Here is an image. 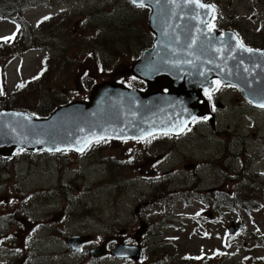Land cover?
<instances>
[{
  "label": "rangeland",
  "instance_id": "rangeland-1",
  "mask_svg": "<svg viewBox=\"0 0 264 264\" xmlns=\"http://www.w3.org/2000/svg\"><path fill=\"white\" fill-rule=\"evenodd\" d=\"M65 1L73 10L70 15V11L65 13L64 7L52 4L57 0H44V4L42 0H29L25 7L23 0L4 1L6 13L10 12L13 17L16 11L22 10L23 19L12 23L1 18L0 38L16 33L19 27L23 37L13 46L5 45L0 50V110L23 104L42 111L46 108L40 105V101L59 104L60 96L64 101L84 99L97 83L113 79L124 82L119 70L130 66L137 51L150 40L146 12L124 0H91L93 4H85V0ZM220 1L225 6L233 2L235 8L244 12L252 10L250 1L256 2ZM96 14L105 18L95 17ZM51 15L53 18L49 22L36 27ZM85 16H91L86 23L83 21ZM28 43L37 49L15 59H6L10 53L25 50ZM45 67L48 68L46 76L36 79ZM234 103L235 97H231L228 106L234 109ZM252 114L256 118L254 127L250 125V119L240 113L222 112L215 124L218 131L209 143L199 129L179 143H171V139L142 146L107 142L93 148L84 158L73 154L35 157L23 154L13 161L15 164L0 161V264H88L83 263L81 257H87L88 262L91 258L83 253L117 238L119 229L126 227V221L138 204L151 197H157L159 201L142 213L148 217L158 212L160 224L155 226L157 241L151 244L154 249L150 253H176L179 260H185L187 255L205 260L219 252L227 256L214 261L215 264L264 263V249L256 247L264 242V189L254 184L256 181L262 184L258 177L264 173V161L261 162L252 149L258 150V141L243 149L239 159L232 163L235 168L221 163L209 169H199L200 165L213 162L227 140L236 138L235 134L244 135L249 141L264 136V116L256 112ZM206 130L210 133L209 128ZM223 137L226 141L221 144L219 140ZM187 148L195 152L193 160L203 163L188 169L185 163L167 165L164 171L168 172V178H163L161 168H154L157 164L153 161L158 154L165 157L167 153H178ZM119 156L126 161L125 165ZM108 161L111 166L106 164ZM79 165L82 173L75 169ZM196 169V181L201 182V189L217 186L226 191V200H250L259 204L261 209L252 211L255 213L245 211L244 207L233 210L225 206L226 200L219 202L224 197H217L221 211L216 212V217L226 222L219 224V220L209 228L199 226L194 215H189L198 212L202 205L186 190V179H173L176 171V174L193 176ZM247 169L256 176L246 178ZM146 171L151 172L150 182L154 187L141 183ZM214 171L217 174L214 175ZM5 172L6 179L2 180ZM224 173L227 180H217ZM245 179H248L246 183ZM61 181L69 186L61 188ZM188 197L191 198L189 203L186 202ZM185 213L188 216L181 217ZM240 219L247 229L239 237L238 244L227 249L221 245V238L226 234L223 227ZM72 235H90L92 245L81 252L71 250L69 253L67 247L59 246V242L67 246L65 240ZM245 240L250 243L248 246H245ZM32 250L41 253L33 257ZM64 253L65 259L59 255Z\"/></svg>",
  "mask_w": 264,
  "mask_h": 264
},
{
  "label": "water",
  "instance_id": "water-1",
  "mask_svg": "<svg viewBox=\"0 0 264 264\" xmlns=\"http://www.w3.org/2000/svg\"><path fill=\"white\" fill-rule=\"evenodd\" d=\"M141 3L152 9L155 48L124 72L145 81L147 91L108 81L95 86L88 102L60 107L45 119L2 111L0 157H11L19 150L82 153L98 140L177 134L204 115L206 103L196 105L204 101L203 90L213 88V79L237 86L257 107L264 104V50L249 52L235 36L225 33L218 37L210 32L207 22L212 7L200 0H135V4ZM151 66L174 67L149 70ZM177 66L186 67L179 70ZM164 89L169 93L164 94ZM90 240L89 236L67 238L75 249ZM130 252L133 250L120 246L112 254L135 257ZM105 253L104 248H97L91 256L98 258Z\"/></svg>",
  "mask_w": 264,
  "mask_h": 264
},
{
  "label": "flooded vegetation",
  "instance_id": "flooded-vegetation-1",
  "mask_svg": "<svg viewBox=\"0 0 264 264\" xmlns=\"http://www.w3.org/2000/svg\"><path fill=\"white\" fill-rule=\"evenodd\" d=\"M205 3L211 4L214 7V17L210 24V29L217 30L220 33L223 32H229L234 33L239 41L244 45V47L248 49H255L258 51H261L264 49V39L261 37L264 36V0H256V2L253 4L252 1L249 2L251 5L252 10L249 12L241 11L239 8H235L233 2L230 4H227L225 6L224 3L216 0H204ZM153 36V35H152ZM126 79H128L132 86L141 85L140 81L134 79L131 75H126ZM207 93L211 94V99H209V96L206 95L209 103H210V111L212 116L217 120H219V116L224 111L232 110L233 112L240 113V115L248 117L252 121L255 120V116L252 114L253 112H256L260 116H264V109L258 110L254 108L251 104L247 102V100L241 95L238 88L234 86H225L218 82H216V88L214 91H207ZM206 94V93H205ZM231 97H235V105L234 109L230 106H228L229 100ZM258 120V119H257ZM215 124V123H214ZM209 128L210 133L206 130ZM202 131V137L206 138V141L212 142L213 136L216 131H218L215 127H212L209 120H199L196 121L192 126L185 130L183 133L179 135H164L154 138L153 140H144V141H110V143L115 144H131V145H150L154 143L155 141L162 140V139H171V143H179L185 139H188L190 136L194 135L196 130ZM236 138H233L232 140L228 139L223 150L225 154L233 153L234 151H241L242 149L246 148L251 142L258 141V147L263 148L264 147V136L262 138H255L251 141L248 140V138L244 135H237L235 134ZM224 143L226 139L223 137ZM204 142H200V144H203ZM172 151V150H171ZM199 153V152H198ZM195 152L191 148H187L184 151L181 152H173L172 154L167 153V156L163 157L161 156V153L156 156V160L153 161L155 164H158L159 162L162 164L163 167L174 164H182L185 163L186 169L188 167L196 168L203 162H197L193 160ZM120 160L123 162V165L126 164V161L121 157ZM146 157V156H145ZM159 157V158H158ZM119 161V163L121 162ZM107 164L111 166V163L108 161ZM154 166V165H153ZM157 165H155L156 167ZM197 170V169H196ZM151 172L146 171L145 172V178L141 181V183L145 185H149L150 187H154V184L150 182L151 177L149 176ZM177 177L181 180H187L185 184L186 190H191L189 188V180L187 175H181V174H175L173 179ZM182 184V181H181ZM183 188V187H182ZM216 188H208L203 190L204 192L213 191L212 193H215ZM150 204V202H145ZM209 216L207 221H205L207 227L209 225H214V215L215 212H203L202 216ZM142 222V218L140 215L134 217V221L128 226V228H122L119 231H123V234H119V236L111 241H108L103 244V246H106L109 253L106 257H102L100 259H91V261H87V257L82 256L83 263L88 264H105L104 261H110L117 264H184V260H179L177 258L176 253H150L149 251L151 249H154L153 246H151L152 243L156 242L157 240L155 237L157 236V232L153 230L154 226L151 221V217H146L144 220L147 223L146 231L143 235L140 237L137 236L136 230L138 229V223ZM140 222V224H141ZM160 224V221H158ZM140 228V226H139ZM133 229V231L131 230ZM122 243L129 247H135L137 249V254H141L140 259L138 260H132V259H124V258H117L109 256L110 252L119 244ZM59 246L67 247L65 245H62L61 242H59ZM88 246H84L81 249L78 250V252L83 251ZM93 249V248H92ZM66 250L71 253L70 248H66ZM91 251V250H90ZM90 251H86L83 254H89ZM64 259L66 257V254H59ZM82 255V254H81ZM157 256V258H156ZM77 257V255L75 256Z\"/></svg>",
  "mask_w": 264,
  "mask_h": 264
},
{
  "label": "trees",
  "instance_id": "trees-1",
  "mask_svg": "<svg viewBox=\"0 0 264 264\" xmlns=\"http://www.w3.org/2000/svg\"><path fill=\"white\" fill-rule=\"evenodd\" d=\"M3 3H4V0H0V14H4L6 13L5 11V8L3 6ZM8 43H11V41H7ZM6 45V42H3L0 44V50ZM22 51H17V52H13V53H10L9 55H7L6 59H8L9 57L11 56H15L16 54L20 53ZM3 60V59H2ZM48 68H44L43 70V74L41 75V79L44 78L47 74V70ZM59 104H62V102H60ZM59 104H57L56 102H44V101H40V105L46 109L40 111L38 109H30V108H27L26 105H23L21 104L20 106H15V105H12V107L14 109H17V110H26V111H32V112H36L38 115L40 116H46L48 112L52 111L54 108H56ZM10 109V108H9ZM38 110V111H37ZM246 178H249L251 176L249 175H246L244 174ZM256 176V175H254ZM258 178H261V177H258ZM246 180L248 179H245L244 183H246ZM254 184L258 185L261 189H264V187L262 185H260V182L256 181L254 182ZM237 201V202H235ZM235 201H233L232 203V206L233 207H244L246 209V211H257V210H260L261 207L259 206V204H257L256 202H253V201H250V200H238L236 199ZM246 201V202H245Z\"/></svg>",
  "mask_w": 264,
  "mask_h": 264
},
{
  "label": "snow or ice",
  "instance_id": "snow-or-ice-1",
  "mask_svg": "<svg viewBox=\"0 0 264 264\" xmlns=\"http://www.w3.org/2000/svg\"><path fill=\"white\" fill-rule=\"evenodd\" d=\"M133 2L135 3V0H133ZM140 7H143L144 5H143V3H141L140 5H139ZM201 7H204V5H200ZM45 19H47V18H45ZM6 40L7 39H11V37H7V38H5ZM241 46V48H243V45L241 44L240 45ZM246 51H249V52H251L252 50L251 49H245ZM206 95H208L209 96V99H211V94L210 93H207L206 92ZM261 107H264V104H261L260 105ZM57 151H59L60 149L59 148H57L56 149Z\"/></svg>",
  "mask_w": 264,
  "mask_h": 264
},
{
  "label": "bare ground",
  "instance_id": "bare-ground-1",
  "mask_svg": "<svg viewBox=\"0 0 264 264\" xmlns=\"http://www.w3.org/2000/svg\"><path fill=\"white\" fill-rule=\"evenodd\" d=\"M24 1V7H25V5L27 4V2L29 1V0H23ZM22 11V10H21Z\"/></svg>",
  "mask_w": 264,
  "mask_h": 264
}]
</instances>
